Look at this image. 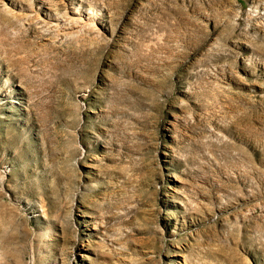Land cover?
Segmentation results:
<instances>
[{
    "label": "rangeland",
    "instance_id": "1",
    "mask_svg": "<svg viewBox=\"0 0 264 264\" xmlns=\"http://www.w3.org/2000/svg\"><path fill=\"white\" fill-rule=\"evenodd\" d=\"M0 264H264V0H0Z\"/></svg>",
    "mask_w": 264,
    "mask_h": 264
}]
</instances>
